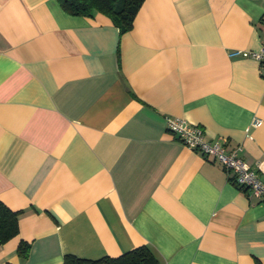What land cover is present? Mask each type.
<instances>
[{"label": "crops", "instance_id": "1", "mask_svg": "<svg viewBox=\"0 0 264 264\" xmlns=\"http://www.w3.org/2000/svg\"><path fill=\"white\" fill-rule=\"evenodd\" d=\"M262 45L264 0H144L123 33L0 0V200L19 227L0 264L141 245L160 264H264V203L165 125L241 144L264 179V66L229 55Z\"/></svg>", "mask_w": 264, "mask_h": 264}, {"label": "trees", "instance_id": "2", "mask_svg": "<svg viewBox=\"0 0 264 264\" xmlns=\"http://www.w3.org/2000/svg\"><path fill=\"white\" fill-rule=\"evenodd\" d=\"M64 11L71 15L93 16L101 13L110 18L119 32L128 31L134 17L144 0H58ZM18 211L12 210L0 200V245L15 237L19 232ZM31 243L20 240L17 251L22 258H27ZM62 264H160L151 250L145 246H137L122 254L102 256L97 259L65 254Z\"/></svg>", "mask_w": 264, "mask_h": 264}, {"label": "built area", "instance_id": "3", "mask_svg": "<svg viewBox=\"0 0 264 264\" xmlns=\"http://www.w3.org/2000/svg\"><path fill=\"white\" fill-rule=\"evenodd\" d=\"M229 55L250 57L264 66V45L258 50H231ZM165 125L166 129L176 135L183 144L199 151L206 158L218 161L229 174L230 180L238 188L245 190L250 198H256L264 203V179L242 158L241 144L227 149L225 141L206 140L199 126L190 124L180 117H167Z\"/></svg>", "mask_w": 264, "mask_h": 264}]
</instances>
